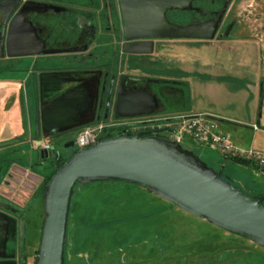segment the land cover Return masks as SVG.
I'll return each instance as SVG.
<instances>
[{
    "label": "flooded vegetation",
    "instance_id": "1",
    "mask_svg": "<svg viewBox=\"0 0 264 264\" xmlns=\"http://www.w3.org/2000/svg\"><path fill=\"white\" fill-rule=\"evenodd\" d=\"M25 1L32 0H22L20 3L17 0H0L4 4V10L0 4V39L4 54L0 57V66L15 72L19 77L23 74L21 82L24 97H29L35 103L34 119L28 126V130L32 133L26 140L28 146L23 149L0 147V204L10 206V208L0 206V212L5 213L9 219L6 256L0 257V260L13 259L16 264H26L25 257L21 255L19 261L17 245L11 249L12 241L16 243L17 217H24V212H19L21 206L16 201L17 194L13 190L6 191L3 182L9 185V182L15 183V176L24 173L29 175V178H39V184H35L30 193L29 203L34 199L37 200L36 196L38 197L41 191L43 194L42 184L45 175H48L53 167L56 168L57 163L76 151L74 136L78 130L86 126L102 124L99 140L132 136L136 133L141 137L149 135L167 137L166 127L162 125V121L157 120L170 116V110L167 108L162 106L158 110L159 106H157L150 113L130 115L146 108L142 93L148 92L157 98L159 103L176 95L173 86L178 80L164 74L165 70H173L175 66L168 64L165 67L160 58V54L170 50L161 43L163 40H187L191 41L190 45H195L194 47L205 42L208 43L205 46L213 50L239 48L231 43L236 38L232 33L237 23L236 19L230 18L229 7L232 0L227 1L213 39H155L153 52L150 54L122 51V44L126 40L118 0H85L80 9L83 11L79 12L61 6L57 3L59 0H33L64 8L59 11L48 8L40 13L28 12L25 15L27 21L40 28L38 36L44 40L42 49L59 51L8 56L7 41H10V50H24L17 47V44H20L19 32L22 29L17 15L22 2ZM224 4L225 0H195L192 3L193 9L170 10L167 12V17L171 22L180 24L191 20L203 21L213 18ZM10 9L12 10L8 16L2 17L5 10ZM52 12H67L69 16L67 19L51 21L49 15ZM38 56H49V58L38 59ZM28 57L35 58L26 65L24 60ZM153 63L159 67L152 75L149 73V68ZM55 100L60 103L61 122L58 130L53 129V126L43 127L39 120L40 109L46 103L48 106L52 105ZM153 128L164 129L147 132ZM44 132H53V134L44 138L42 136ZM64 136L66 139L62 140ZM53 138L61 142V146H54L51 143ZM40 140L48 141L49 148L37 147L35 141ZM69 142L71 145L65 146ZM43 150H47V156ZM29 203L28 208H31ZM26 204L27 202L23 206ZM22 243H25V239Z\"/></svg>",
    "mask_w": 264,
    "mask_h": 264
},
{
    "label": "water",
    "instance_id": "2",
    "mask_svg": "<svg viewBox=\"0 0 264 264\" xmlns=\"http://www.w3.org/2000/svg\"><path fill=\"white\" fill-rule=\"evenodd\" d=\"M17 1L20 3L22 0ZM118 1L126 40L122 44V51L150 54L155 39H213L228 0L213 18L191 20L184 24L171 22L167 12L191 10L195 0ZM0 4L4 10L3 2ZM48 8L55 11L64 9L33 0L22 2L17 15L22 26L17 47L24 50H10V41H7L8 56L59 51L42 49L44 40L38 36L40 28L25 19L28 12L40 13ZM11 10H5L2 17H7ZM3 55L0 39V57ZM142 94L146 108L130 115L150 113L156 107L154 96L148 92ZM163 129L153 128L147 132ZM47 136L43 135L44 138ZM70 145L71 142L65 144ZM113 181L146 188L181 210L264 248V204L261 203L264 194L256 198L248 196L222 176V168L209 166L177 140L155 135L141 137L136 133L99 140L74 151L62 163L56 164L55 172L45 184L42 194L44 219L35 264L65 263L66 232L74 185ZM3 185L9 186L7 182H3ZM0 206L10 208L6 204ZM8 223L7 215L0 212L1 257H5ZM0 264L16 262L0 260Z\"/></svg>",
    "mask_w": 264,
    "mask_h": 264
},
{
    "label": "rangeland",
    "instance_id": "3",
    "mask_svg": "<svg viewBox=\"0 0 264 264\" xmlns=\"http://www.w3.org/2000/svg\"><path fill=\"white\" fill-rule=\"evenodd\" d=\"M84 1L59 0L57 3L79 12L83 11L80 9ZM229 8L230 18L237 21L232 33L236 38L231 43L239 48L236 54H225L227 65L233 69L237 53L246 51L245 63L256 66L254 69L253 65L247 66L246 76L250 75L251 81L256 82L260 78L264 85V0H232ZM68 16L67 12H52L49 19L57 21ZM190 42L163 40L161 43L170 49L168 54H172L174 49H181L182 55H185V49L195 46ZM207 44L204 42L197 46L201 48ZM191 50L196 55V50ZM24 63L27 65L30 61L24 60ZM157 67L159 65L154 63L150 65L152 75L157 72ZM6 77L14 75L0 69V80ZM236 82L240 84L241 80ZM4 87L0 82V103ZM23 103L27 114L32 112L31 99L23 97ZM51 143L61 146V142L54 138ZM182 145L193 150L214 169L222 168L223 177L232 184L252 195L264 194V170L224 159L219 151L189 138H185ZM19 175L15 176V183L9 182L10 185L5 186V190L11 191L14 186L16 201L21 206L19 212H24V217L16 216L20 238L24 234L22 225L26 223L24 236L27 241L23 244L21 256L25 257L26 264H33L44 219L42 191L36 196L37 200L29 203L30 193L34 185L39 184V178H29L25 173ZM128 184L113 181L75 185L70 203L64 264H264V248L247 238L220 229L161 197ZM28 203L31 208L26 209Z\"/></svg>",
    "mask_w": 264,
    "mask_h": 264
},
{
    "label": "crops",
    "instance_id": "4",
    "mask_svg": "<svg viewBox=\"0 0 264 264\" xmlns=\"http://www.w3.org/2000/svg\"><path fill=\"white\" fill-rule=\"evenodd\" d=\"M191 49L196 50V55H193ZM185 51L184 56L181 49L174 50L172 54L167 52L160 54L164 66L168 64L175 66L173 70H165L164 74L177 79L178 83L173 86L176 95L163 100V103H159L156 98L157 105L153 111L157 106H159L158 110L163 106L162 108L170 110V115L181 112L209 113L219 119L220 128L230 132L236 143L264 148V90H262L264 85L261 84L260 78L256 82L251 81L250 75L246 76L247 66L253 65V69L256 67L254 63H245L246 51L237 53L238 56L235 57V60L233 59V69L227 65L228 58L225 54L227 52L236 54L237 49L212 51L203 46L201 48L189 47ZM252 54L256 53L252 51ZM50 57L55 58V56ZM34 58L28 57L26 60L31 61ZM37 58H49V56H38ZM0 69L14 75V77L0 80L5 85L0 103V147L23 149L22 146H26V140L32 134L28 130V126L34 119L35 103L31 100L33 102L32 112L28 111L27 114V108L23 103L24 90L21 82L23 76L15 77L18 74L9 71L6 67L0 66ZM240 80L241 83L237 84L236 81ZM59 105L58 100H55L52 105L48 106L46 103L40 109L39 120L43 127L53 126V129L57 128L55 130H58L61 122ZM253 124L258 126L257 130L252 128ZM44 134H48L46 137L48 138L53 132H44L42 136ZM27 207L28 205L26 209ZM22 226L25 234L26 223H23ZM7 230L4 254L7 248L9 228ZM18 231L17 226L16 243L14 244L12 241L11 249L17 245V252L21 255L23 244L26 243L27 238L24 234L20 238ZM23 239H25V243H22Z\"/></svg>",
    "mask_w": 264,
    "mask_h": 264
},
{
    "label": "built area",
    "instance_id": "5",
    "mask_svg": "<svg viewBox=\"0 0 264 264\" xmlns=\"http://www.w3.org/2000/svg\"><path fill=\"white\" fill-rule=\"evenodd\" d=\"M162 125L166 127L167 138L177 140L181 144L189 138L205 147L215 149L224 159L245 161L259 170H264V148L253 145H240L234 141L230 132L220 128L219 119L205 112H181L163 118ZM254 130L258 129L255 124ZM102 124L86 126L78 130L74 136L76 150L91 146L100 139ZM40 149H48L45 140L35 141Z\"/></svg>",
    "mask_w": 264,
    "mask_h": 264
},
{
    "label": "trees",
    "instance_id": "6",
    "mask_svg": "<svg viewBox=\"0 0 264 264\" xmlns=\"http://www.w3.org/2000/svg\"><path fill=\"white\" fill-rule=\"evenodd\" d=\"M63 161H64V160H62L60 163H62ZM231 161H233V162H238V163H244V164H250V163L245 162V161H237V160H231ZM250 165H251V164H250ZM251 166H252V165H251ZM54 172H55V169H54L51 173H49L48 175H45V178H44V180H43V184H42V190L44 189L45 184L50 180V178H51V176L54 174ZM222 176H223V175H222ZM99 183H100V182H99ZM76 184H77V183H76ZM76 184H75V185H76ZM126 184H128V183H126ZM75 185H74V187H75ZM128 185H131V186H134V187L140 188V189H142L143 191H145V192L148 193V194H152V195L157 196L156 194L150 192V191L147 190L146 188H143V187H141V186H139V185H136V184H128ZM233 185H234V184H233ZM234 186H235L236 188L240 189L242 192H244V193L247 194L248 196L253 197V198H256L257 196H259V195L262 194V193H258V194H256V195H252V194L248 193L246 190L244 191V189L238 187L237 185H234ZM158 197H159V196H158ZM261 203L264 204V200H262ZM69 215H70V210H69ZM65 246H66V244H65ZM37 252H38V250H37ZM35 261H36V259L34 260V263H33V264H35ZM64 261H65V251H64Z\"/></svg>",
    "mask_w": 264,
    "mask_h": 264
}]
</instances>
